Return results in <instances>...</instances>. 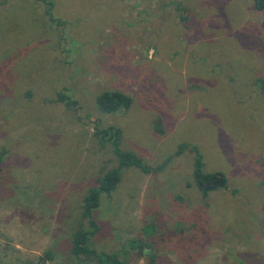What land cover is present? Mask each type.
Segmentation results:
<instances>
[{
    "label": "rangeland",
    "instance_id": "obj_1",
    "mask_svg": "<svg viewBox=\"0 0 264 264\" xmlns=\"http://www.w3.org/2000/svg\"><path fill=\"white\" fill-rule=\"evenodd\" d=\"M48 1L0 0V264H98L72 254V237L117 166L111 126L123 151L163 168L122 170L93 215V249L125 264H264V10ZM114 90L131 107L101 113L96 98ZM194 147L226 189L199 193Z\"/></svg>",
    "mask_w": 264,
    "mask_h": 264
},
{
    "label": "trees",
    "instance_id": "obj_2",
    "mask_svg": "<svg viewBox=\"0 0 264 264\" xmlns=\"http://www.w3.org/2000/svg\"><path fill=\"white\" fill-rule=\"evenodd\" d=\"M45 4L49 5V10L53 8L52 2L41 0ZM254 5L258 11L264 10V0H253ZM264 26V23H263ZM57 102L63 103L67 107H73L76 105V101L71 100L69 96L59 93L56 99ZM98 110L104 114H111L121 110H128L131 107L132 99L117 90L106 91L96 98ZM103 141L110 142L112 144L113 153L117 158V166L105 172L102 177L98 179L97 185L90 188L85 195L82 203V219L88 228L81 227L78 229L72 237V254L82 260L83 257L87 259H94L98 264H125V261H121L115 254L99 253L90 246L92 237L96 236L99 231L98 224L93 218L96 210L101 206L102 198L105 196L109 198L118 188L121 182L122 170L128 167H135L140 169L145 174L159 172L163 166L156 168L145 165L137 155L126 152L121 149L120 137L121 130L115 127H108L101 131ZM191 152L194 153V170H193V182L198 189L199 193L203 197H207L209 194L226 189L228 186V178L225 173L214 172L207 173L204 171L203 156L198 149L194 147ZM137 244L139 248H142L138 244L137 240L133 241V244ZM46 257L52 259L51 253H47Z\"/></svg>",
    "mask_w": 264,
    "mask_h": 264
}]
</instances>
